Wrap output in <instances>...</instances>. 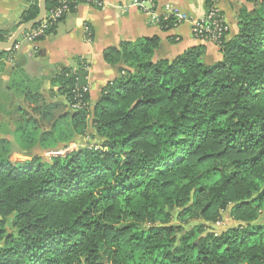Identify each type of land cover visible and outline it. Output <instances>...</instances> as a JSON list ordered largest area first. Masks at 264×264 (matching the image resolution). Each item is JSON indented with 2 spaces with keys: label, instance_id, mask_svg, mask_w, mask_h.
<instances>
[{
  "label": "trees",
  "instance_id": "obj_1",
  "mask_svg": "<svg viewBox=\"0 0 264 264\" xmlns=\"http://www.w3.org/2000/svg\"><path fill=\"white\" fill-rule=\"evenodd\" d=\"M206 3L228 28L219 44L198 39L170 60L156 58L158 37L109 48L117 75L92 107L84 61L60 69L47 97L18 71L11 90L26 106L15 141H0V264H264V0L238 6L233 35ZM80 4L48 0L46 12L65 7L58 24ZM205 45L221 59L205 63ZM89 130L90 146L34 153ZM225 212L234 225L216 233Z\"/></svg>",
  "mask_w": 264,
  "mask_h": 264
},
{
  "label": "crops",
  "instance_id": "obj_2",
  "mask_svg": "<svg viewBox=\"0 0 264 264\" xmlns=\"http://www.w3.org/2000/svg\"><path fill=\"white\" fill-rule=\"evenodd\" d=\"M131 0H105L100 8L80 4L76 11L61 20L52 34L34 43H19L18 49L0 58V141L14 142L19 120L18 109L26 103L14 93L12 81L19 70L41 83V93L47 97L50 80L62 68H74L77 61L88 66L90 104L99 100L100 90L117 75L115 67L104 63L103 52L122 42H136L142 38L160 39L156 58L173 59L184 51L201 45L190 33L189 20L197 21L206 15V0H148L145 10H152L162 18L168 10L185 15L182 22L169 31L153 23L146 12L132 6ZM216 8L224 14L230 34L237 30L236 10L246 0H214ZM30 0H0V37L7 42L20 27L22 14L29 8ZM204 61H219V48L205 45ZM11 57V58H10Z\"/></svg>",
  "mask_w": 264,
  "mask_h": 264
},
{
  "label": "built area",
  "instance_id": "obj_3",
  "mask_svg": "<svg viewBox=\"0 0 264 264\" xmlns=\"http://www.w3.org/2000/svg\"><path fill=\"white\" fill-rule=\"evenodd\" d=\"M85 1L88 5L93 6L95 8H100L105 3V0H85ZM147 2L148 0L130 1L132 6L139 7L144 12H146L153 23H155L156 25H160V18L156 17L151 9L150 10L148 9V11L147 9L145 10L144 4ZM63 3H65V1ZM63 9H65V7L57 9L55 11H51L50 13L46 12L44 19L35 28L25 32L21 36L20 40L28 44L36 42L35 39L43 36L45 34V31L49 27L55 26L57 24V21L60 18ZM216 18H217L216 11L211 10L206 13L204 19L202 18L199 21L191 22L190 24L191 34H194L193 36L195 40L199 39L206 43L219 44V41L222 37V33L227 31L228 28H225L222 25H220L219 22L216 21ZM169 19L176 21L178 24L188 21L185 15L173 10H168V14L162 17L163 21H168ZM206 20L209 21V24L206 23ZM18 45L19 43L16 42V44L12 48V52L18 49ZM84 91H87V89H84ZM73 109L78 110L79 107L74 106Z\"/></svg>",
  "mask_w": 264,
  "mask_h": 264
},
{
  "label": "rangeland",
  "instance_id": "obj_4",
  "mask_svg": "<svg viewBox=\"0 0 264 264\" xmlns=\"http://www.w3.org/2000/svg\"><path fill=\"white\" fill-rule=\"evenodd\" d=\"M248 7H250V6L248 5ZM190 24H191V21L189 20V27H190ZM236 32H237V30H236ZM190 33H191V28H190ZM213 63H215V60H213V59L208 62V64H213ZM48 94H49V92H47V96H48ZM92 106H94L93 103H91V107ZM49 127H50V123H46L44 125V129H48ZM90 135H92V131L89 130L88 133L85 134L84 136L74 138V140L72 142H70L69 144L66 143L67 144V148H68V150H66V151L63 150V148H62L63 145H62V146H59V151L55 150L57 152H44L42 150H39V151H34V153L37 154V155H40L44 160L48 161L51 156H58V155L62 156L68 151L92 145L95 140H91L89 138ZM20 159L21 160H26L23 157H20ZM221 220L222 221L220 223L216 224V225H210L211 230H213L214 232L218 233V232L224 230L225 228L234 225V223L232 222L231 218L229 217V212H225L222 215V219ZM177 223H178L177 221L174 222V224H177ZM258 223H261V224L264 223V216H261L259 218ZM197 224H204V223L202 221H191L187 225H184V229L188 230V229L192 228L194 225H197Z\"/></svg>",
  "mask_w": 264,
  "mask_h": 264
},
{
  "label": "water",
  "instance_id": "obj_5",
  "mask_svg": "<svg viewBox=\"0 0 264 264\" xmlns=\"http://www.w3.org/2000/svg\"><path fill=\"white\" fill-rule=\"evenodd\" d=\"M48 0H39L38 8L39 12L38 15L31 21L22 24L16 31L11 35L7 42H0V50H9L14 47L17 40L27 31H30L35 26H37L45 17L46 15V3Z\"/></svg>",
  "mask_w": 264,
  "mask_h": 264
}]
</instances>
